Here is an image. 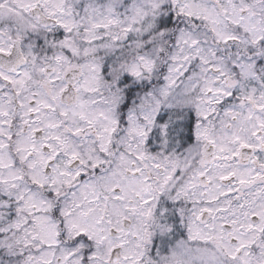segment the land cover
<instances>
[{
    "label": "snow or ice",
    "instance_id": "6c2138e0",
    "mask_svg": "<svg viewBox=\"0 0 264 264\" xmlns=\"http://www.w3.org/2000/svg\"><path fill=\"white\" fill-rule=\"evenodd\" d=\"M0 264H264V0H0Z\"/></svg>",
    "mask_w": 264,
    "mask_h": 264
}]
</instances>
